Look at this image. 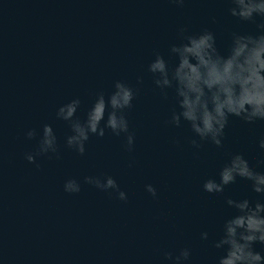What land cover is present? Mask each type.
I'll list each match as a JSON object with an SVG mask.
<instances>
[{
    "label": "water",
    "instance_id": "95a60500",
    "mask_svg": "<svg viewBox=\"0 0 264 264\" xmlns=\"http://www.w3.org/2000/svg\"><path fill=\"white\" fill-rule=\"evenodd\" d=\"M230 7L228 0H0V264H174L184 248L191 255L183 264H217L224 250L214 242L237 214L226 200L264 197L239 177L223 193H207L203 183L218 182L234 154L264 172V121L230 117L222 148H195L190 140L199 138L187 122L167 123L179 111L175 89L165 98L148 65L159 52L176 66L169 49L181 42V27L209 29L225 55L233 32L257 34L261 18L241 21ZM116 81L136 91L125 113L132 151L124 134L108 130L90 136L83 156L66 147L71 130L58 108L79 98L76 116L84 120L96 93L107 98ZM44 124L53 128L60 158L49 153L29 163ZM30 129L38 132L31 140ZM85 176H111L127 200L84 183ZM68 179L80 182L79 193L64 191ZM254 248L264 255V245Z\"/></svg>",
    "mask_w": 264,
    "mask_h": 264
},
{
    "label": "clouds",
    "instance_id": "9594fccd",
    "mask_svg": "<svg viewBox=\"0 0 264 264\" xmlns=\"http://www.w3.org/2000/svg\"><path fill=\"white\" fill-rule=\"evenodd\" d=\"M173 2L182 6L184 0ZM228 2L231 4L228 12L232 17L253 23H256V17L261 18L256 23L257 34L233 32L225 55L218 49L216 36L209 29L189 33L186 27H181L178 30L181 42L172 44L169 49L170 54L177 58L176 66L170 69L159 52L148 65L153 83L165 98L167 89H175L179 111L174 109L167 123L179 128L182 121L187 122L195 137L199 138L190 140L195 148L201 147L203 142L222 148L230 117H238L248 124L264 121V0ZM135 96L136 91L132 87L116 81L114 91L107 98L103 91L96 93L84 120L76 116L81 104L79 98L61 105L56 117L66 121L71 130V135L66 137V147L83 156L90 136L104 137L108 130L115 136L124 134L126 148L131 152L135 137L129 131L125 113L132 108ZM37 135L36 129L26 132L29 140ZM39 137L37 150L26 154L27 161L35 163L37 156L49 153L59 159V146L52 126L44 124ZM259 147L264 149V137L260 139ZM258 164L264 166V159ZM237 177L251 182L252 191L264 197V172L251 167L242 154L232 155L220 169L219 181L206 179L203 189L210 194L223 193L226 186L236 182ZM84 183L102 191L114 190L120 200H127L126 193L120 190L111 176H85ZM64 191L79 193L81 184L76 179H68L64 183ZM146 191L154 198L157 196L151 184L146 185ZM226 203L237 214L224 222L223 235L214 242L216 249L224 250L217 264H264V255L254 248L257 243L264 245V202L228 198ZM201 238L208 239V233H202ZM164 255L166 259L173 260L172 253ZM190 255L188 248L181 249L174 257V264H183Z\"/></svg>",
    "mask_w": 264,
    "mask_h": 264
}]
</instances>
